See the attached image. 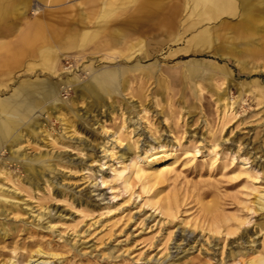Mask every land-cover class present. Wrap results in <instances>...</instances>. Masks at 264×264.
Masks as SVG:
<instances>
[{"label":"rangeland","instance_id":"rangeland-1","mask_svg":"<svg viewBox=\"0 0 264 264\" xmlns=\"http://www.w3.org/2000/svg\"><path fill=\"white\" fill-rule=\"evenodd\" d=\"M162 1L151 21L121 40L102 30L103 24L121 21L136 0H25L27 12L0 33V43L9 46L36 25L35 17L47 23L53 14L69 24L78 11L82 19L65 33L70 34L47 35L42 48L57 55L55 70L36 51L0 66V97L24 79L74 81L60 84L62 108L46 100L35 109L36 126L20 131L17 161L8 159V149L0 152V264L31 253V264H247L264 255V203H252L259 194L264 199V61L245 57L243 67L236 54L221 58L195 38L205 26L234 21L239 6L233 14L200 22V7L192 0ZM219 31L229 35L224 26ZM100 66L125 69L119 89L100 91L99 102L76 99L73 85ZM114 132L121 141L114 142ZM157 142L184 163L167 185L184 197L174 219L147 205L148 194L136 180L124 190L114 176ZM241 159L255 189L243 188L245 176L231 179ZM27 162L37 169L35 180L28 178ZM212 201L247 223L225 240L193 229V216L204 214L201 204ZM37 248L45 253L38 255Z\"/></svg>","mask_w":264,"mask_h":264},{"label":"bare ground","instance_id":"bare-ground-1","mask_svg":"<svg viewBox=\"0 0 264 264\" xmlns=\"http://www.w3.org/2000/svg\"><path fill=\"white\" fill-rule=\"evenodd\" d=\"M46 1L50 2L52 0ZM261 1L238 0L236 3L234 0H192L194 7H200L196 15L197 21L200 22L214 20L223 13L233 14L237 6L240 8V13L234 21H223L219 24L205 26L195 38L198 42L213 47L221 58L227 57L228 54H236L234 61L236 64L243 65V67L246 65L244 61L246 58H258L264 61V9L261 10ZM162 5V0H136V5L131 10L132 13H121L124 18L113 24H111L110 19H106L102 30L107 31L109 36L121 40L123 36L144 26L142 25L143 22L151 21L161 11ZM28 9L25 0H0V33L13 26L17 18L22 13H26ZM76 14L80 15L78 11ZM105 14L109 15L110 12L107 11ZM78 16L74 17L72 15L69 24L67 23L68 19H65V17L53 19V14L48 17L47 23L42 21V17H35L36 25L20 33L14 43L9 46L4 45L3 42L0 43V47L4 45L2 52H0V66L8 67L17 64L24 56H30L29 54L36 51L39 56L46 60L47 67L55 70L58 65L57 55L53 56L42 48L47 42V35L55 38L70 34V32L65 33L70 31L74 23H81V15L80 18ZM197 21H193L190 27H193ZM54 23H56V28L53 25ZM223 26L228 29V36L219 31ZM100 30V24L97 23L94 34L95 36L98 35V38ZM133 46V43L130 44V47ZM243 69L245 70V68ZM247 69H250L249 72L253 71L251 68ZM262 69L264 70V66H262ZM124 73L125 69L121 66L90 68L88 80L80 85H73L75 92H77L76 99L80 100L88 96L94 97L95 102H99V99L102 98L100 91L108 94L119 89ZM191 74H194V72H191ZM2 75L4 74L1 73L0 77ZM73 82V79L69 77L62 79L60 82L46 78L24 79L8 95L0 97V152L8 149V159L17 161L19 159L17 150L20 148L18 145L21 143L20 131H22V128L32 131V127L36 126V120L33 118L35 109L41 108L46 100H50L53 109L62 108V102L64 101L59 97L60 84L72 85ZM222 111L223 116H225L229 111V107H224ZM114 134L116 135L114 142L121 141L119 133L114 132ZM15 146L17 148L13 150L12 148ZM110 150L113 153L114 146H111ZM148 151L149 153H147ZM148 151H146L147 155L143 158L137 156L129 158V163L114 170V176L119 180L124 190H130L133 179L136 180L140 191L148 194L145 197L147 205L153 207L166 219H174L179 212L178 208L184 202V197L178 189H168L167 185L175 182L180 175L178 168L184 169V163L182 164V161L174 156L173 151L159 142L156 144L150 143ZM126 153V151H123L121 155ZM195 153H198V149L195 150ZM38 160L43 162L41 158ZM233 161H235L234 157L231 159V162ZM26 166L29 172L28 178L30 181L35 180L37 169L28 162ZM233 171L231 179L245 176L243 188L255 189L249 183L252 179V173L246 160L241 159L240 168ZM263 201V195L259 194L252 203L262 208ZM201 210L204 214L202 218L193 216L192 228H199L200 231L205 230L212 236L221 234L222 240L227 239V236L234 235L248 221L247 217H242V215L223 212L217 201L202 203ZM171 234L172 231H168L167 239ZM34 252H37L38 255L45 253L39 248ZM32 256L31 253L21 261L10 259L8 262L1 264H16V262L17 264H31L28 261ZM171 264L174 263L171 262ZM247 264H264V255L249 258Z\"/></svg>","mask_w":264,"mask_h":264}]
</instances>
